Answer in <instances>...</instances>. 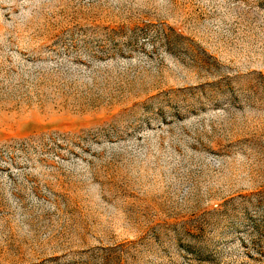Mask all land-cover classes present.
I'll return each mask as SVG.
<instances>
[{
  "label": "rangeland",
  "instance_id": "1",
  "mask_svg": "<svg viewBox=\"0 0 264 264\" xmlns=\"http://www.w3.org/2000/svg\"><path fill=\"white\" fill-rule=\"evenodd\" d=\"M0 264H264V0H0Z\"/></svg>",
  "mask_w": 264,
  "mask_h": 264
}]
</instances>
